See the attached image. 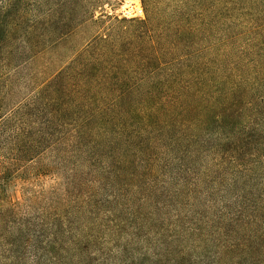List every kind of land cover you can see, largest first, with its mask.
Segmentation results:
<instances>
[{
  "label": "trees",
  "instance_id": "1",
  "mask_svg": "<svg viewBox=\"0 0 264 264\" xmlns=\"http://www.w3.org/2000/svg\"><path fill=\"white\" fill-rule=\"evenodd\" d=\"M141 4L3 1L0 264H264V0ZM31 164L61 180L34 219L1 194Z\"/></svg>",
  "mask_w": 264,
  "mask_h": 264
},
{
  "label": "rangeland",
  "instance_id": "2",
  "mask_svg": "<svg viewBox=\"0 0 264 264\" xmlns=\"http://www.w3.org/2000/svg\"><path fill=\"white\" fill-rule=\"evenodd\" d=\"M4 0H0V8L3 5ZM103 1V2H102ZM85 4L89 9L93 10L94 17L97 18L100 14L108 15L117 19H144V11L141 4V0H85ZM95 7V8H92ZM27 20L24 25V31L27 34L33 32L32 21L35 16L32 8L25 7ZM92 30H88L84 33L77 35L69 44L72 47L80 45L86 36L91 33ZM27 37V36H26ZM19 49L23 55V59L30 58L32 56V49L26 47L23 40L19 42ZM64 58V54H63ZM58 67L57 63L51 62L46 67V71L51 73ZM41 68L38 64H27L20 68L16 74L12 77V92L10 95V102L6 109H11L18 105L21 101L29 97L34 91V85L29 82L28 76L36 74ZM30 171L23 173L22 175L14 176L8 183L3 185L1 194L4 201L17 205L20 209V213L29 217L37 218L42 205H44L42 192H47L50 187L58 188V184L61 180L58 176H41L37 177L35 174L34 164L29 167Z\"/></svg>",
  "mask_w": 264,
  "mask_h": 264
}]
</instances>
